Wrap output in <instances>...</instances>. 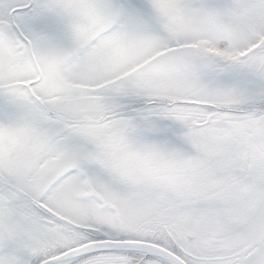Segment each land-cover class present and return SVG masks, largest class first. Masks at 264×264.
Here are the masks:
<instances>
[{
    "label": "snow or ice",
    "instance_id": "1",
    "mask_svg": "<svg viewBox=\"0 0 264 264\" xmlns=\"http://www.w3.org/2000/svg\"><path fill=\"white\" fill-rule=\"evenodd\" d=\"M0 264H264V0H0Z\"/></svg>",
    "mask_w": 264,
    "mask_h": 264
}]
</instances>
